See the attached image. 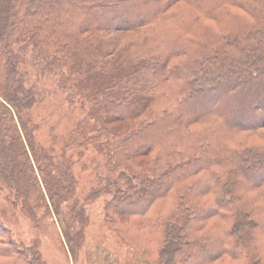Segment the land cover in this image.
<instances>
[{"label":"trees","instance_id":"1","mask_svg":"<svg viewBox=\"0 0 264 264\" xmlns=\"http://www.w3.org/2000/svg\"><path fill=\"white\" fill-rule=\"evenodd\" d=\"M47 75L85 108L65 147L106 155L84 201L120 241L154 264H264V0H0V189L31 217L75 191L37 138ZM39 244L0 219V264H46Z\"/></svg>","mask_w":264,"mask_h":264},{"label":"rangeland","instance_id":"2","mask_svg":"<svg viewBox=\"0 0 264 264\" xmlns=\"http://www.w3.org/2000/svg\"><path fill=\"white\" fill-rule=\"evenodd\" d=\"M29 72L32 82L37 76L36 70L29 67ZM38 84L50 101L36 115V120L39 121L37 138L50 149L56 161L72 160L74 195L66 202L68 206L63 215L56 214L48 201L36 199L33 201L34 217H31L6 199L7 190L0 189L2 223L17 241L28 244L38 238L46 264H154L120 241L118 235L103 224L102 197L85 204V196L95 185L97 175L107 174L105 153L97 152L91 146L82 153H78L75 148L65 147L69 141L70 129L83 116L85 108L78 103L74 106L67 105L64 95L56 89L54 76H42L38 79ZM71 204L76 205V208L83 206L82 213L86 220L82 240L75 251L67 246L62 233ZM215 264L227 262L220 260Z\"/></svg>","mask_w":264,"mask_h":264},{"label":"bare ground","instance_id":"3","mask_svg":"<svg viewBox=\"0 0 264 264\" xmlns=\"http://www.w3.org/2000/svg\"><path fill=\"white\" fill-rule=\"evenodd\" d=\"M228 257V256H227ZM224 261V260H223Z\"/></svg>","mask_w":264,"mask_h":264}]
</instances>
